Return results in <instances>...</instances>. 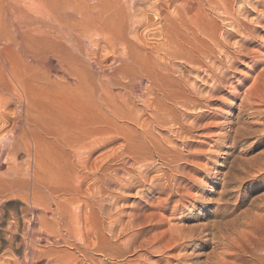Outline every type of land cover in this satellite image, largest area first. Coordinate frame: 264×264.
I'll list each match as a JSON object with an SVG mask.
<instances>
[{"label":"rangeland","instance_id":"1","mask_svg":"<svg viewBox=\"0 0 264 264\" xmlns=\"http://www.w3.org/2000/svg\"><path fill=\"white\" fill-rule=\"evenodd\" d=\"M49 1L51 4L62 0ZM120 1L124 3L126 0ZM208 2L209 0H127L124 3L126 7H123L130 15L127 22L128 37H131L133 44L136 43L133 47L141 46L143 49L140 54L143 56L147 50L151 53L148 54L151 59L148 55L144 56V59L148 58L144 62L145 73L148 69H153L154 63L157 64L153 71L159 72L161 68L160 65L157 66L159 63L156 57L159 54L153 53L150 46L163 42V35H158L161 33L160 28L170 22L165 20L169 15L180 14L182 17L192 14L194 17L216 20L221 28L218 34L222 30L230 31L228 25L221 21L218 11ZM235 2L237 15L243 17L244 11L241 9L247 3L241 0ZM21 3L29 5L30 0H21ZM238 7L240 11L237 10ZM177 15L175 16L178 19L180 16ZM249 16L254 19L257 17L255 14ZM253 24L255 34H260L264 40V31ZM86 38L81 37L77 46L74 41H68L67 45L71 50L73 46V51L78 47L76 52L83 45V50L95 48L98 51L94 58H99L100 61L107 52L111 58L103 59V63L108 65L107 68L115 62L103 41L89 43ZM255 39L258 37L255 36ZM241 43V36L235 35L230 39L229 51L236 53ZM250 47L254 51L241 54L240 59L233 65L215 60L221 67L218 73H226L227 70L228 78H225L224 92H216L210 99H206L209 97L207 91L210 84L204 83L209 80L204 71L205 67L197 66L199 68L193 72L189 66L184 68L190 83L189 88L198 87L206 95V98H202L194 94L192 99L198 105L191 110L167 104L171 108L168 113L174 114L180 122L182 119L181 123L187 126L184 133H172V129L178 130L173 123L164 128L155 124H152L154 127L148 126L151 113L145 108L141 109L142 98L137 97L134 113H143L146 126L141 129V126L129 123L130 127L103 134L94 151L89 155H82L87 162V169L78 170L81 175V194L78 197L84 198L72 199L75 203L66 201L65 206L57 211L61 215H56L62 217L64 227L61 225L63 231L60 235L67 241H59V245L53 246L61 250L57 249L59 253L55 252L58 261H48L46 254L33 264H58L64 261L69 264L78 260L81 261L80 264H264V48L256 44ZM153 58L154 62L150 64ZM115 64L119 66L118 62ZM51 71L53 69L50 68ZM53 72L57 74L56 71ZM143 82L144 91L151 88L146 78ZM119 90L114 88V91ZM247 92L248 98L244 100ZM236 114L239 115L237 118ZM190 127L192 128L188 129ZM123 132L128 137V142L125 141ZM152 137L160 139L162 145L158 146L156 139L151 142ZM155 146L164 154L158 155ZM167 149H170L172 156L182 155L184 159L179 160L183 158L180 156L175 160L177 158L169 156ZM41 150V168H37L42 179L64 185L67 177L63 168L64 162L58 161L60 166H57L56 155L54 156L56 150L53 147L43 146ZM138 158L143 163L136 161ZM15 160L23 168L28 162V156L22 151ZM2 165L0 162V175L7 171L9 163ZM91 170L95 171V176ZM113 177L116 178L115 182L111 179ZM11 192L0 196V244L3 245L0 258L11 255L10 257L21 263L23 251L22 248L15 247V243L21 241L22 237L17 235L11 240L6 227L9 224L23 226L27 224L26 220L34 217L31 215V206L28 207L24 201L23 189ZM52 209L56 212L55 205H52ZM23 213L27 217L25 222L21 217ZM39 244L42 247L48 246L46 241Z\"/></svg>","mask_w":264,"mask_h":264},{"label":"bare ground","instance_id":"2","mask_svg":"<svg viewBox=\"0 0 264 264\" xmlns=\"http://www.w3.org/2000/svg\"><path fill=\"white\" fill-rule=\"evenodd\" d=\"M235 1L209 0L208 2L214 10L218 11L221 21L228 25L230 30H222L223 32L219 34L221 28L216 20L194 17L192 14L182 17L180 14V17L175 14L179 17L178 19L175 15H166L165 20L170 22L160 28L161 33L159 32L158 35H163V42L157 46H150L153 53L159 54L156 57L159 63L157 66L160 65L161 68L159 72L156 70L157 67L155 68L157 72L153 71L157 64L154 63L153 69L145 68L148 69L145 73L144 62L148 58L144 59V56L149 54V50L144 52V56L142 53L141 55L143 48L136 45L133 47L136 43L133 41V44L131 37L130 39L128 37L127 22L130 15L124 4L127 0L123 1L124 3L120 0H62L51 4L49 0H30L29 5H23L21 0H0V162L2 166L9 163L7 171L3 174L1 172L2 175H0V196L8 195L16 189H23L24 201L28 207L31 206L32 213L29 210L34 217L26 220L27 224L23 226L7 225L6 230L10 233L11 240L17 235L22 237L21 241L15 243V247L22 248L23 260L20 263L18 259L9 255L7 256L9 258H0V264H33L46 254L49 257L48 261H58L55 252L61 250L53 246L59 241H64V235L62 239L60 235L63 231L61 230L62 217L56 215H61L57 211L65 206L66 201L71 202L75 200L74 198H84L78 197L81 194V182L79 181L81 175L78 170L86 168L87 163L82 155H89L94 151L99 145L101 135L130 127L129 123L144 129L143 113L141 115L134 113L137 97L142 98L143 107L141 109L145 108L151 113L148 126L155 124L164 128L173 123L178 130L172 129V133L178 135L181 131L186 132L187 126L181 123L182 119L180 122V119L173 116L174 114L168 113L171 108L167 104L191 110L198 105V102L192 99L194 94L202 98L206 95L205 91H200L198 87L197 89L189 88L190 83L183 71L184 68L189 66L193 72L199 67H205L204 71L208 74L209 80L204 83L210 84V89L207 91L209 97L205 98L210 99L216 92H224L227 77V70L226 73H218L221 67L216 64L215 60L222 64L226 61L233 65L240 59L241 54L254 51L250 47L252 44L264 48L262 36L255 34L252 29L255 23L264 31V0H241L247 3L241 9L244 11L243 14L241 13L243 17L237 15L234 8ZM237 10L240 11L239 7ZM246 13L255 14L257 17L250 18ZM235 35L241 36L242 43L236 53H231L228 47L230 39ZM255 36L258 39H255ZM81 37H87L89 43L97 44V40L103 41L109 53H112L110 56H113V60L118 62L119 66L115 62H110L116 68L110 64L108 69V65L106 66L103 62L110 58L109 54L105 52L104 60L99 54L101 61L99 58L95 59L94 54H97L98 50L95 51V48L88 50L89 44L86 45L88 46L86 50L82 48L84 45L79 46L77 52L78 47H74L75 51H73L71 45V50L67 42L74 41L76 44L74 45L77 46ZM154 58L150 64L154 62ZM50 68L57 74L51 71L54 73L52 75ZM144 78L151 87L145 91ZM114 88L120 90L114 91ZM247 95L248 92L244 95L246 96L244 100L248 98ZM175 112L178 113L176 110ZM235 116L237 118L239 115ZM124 138L128 142V137L124 135ZM152 139L156 138L152 137L151 142ZM156 142L158 146L161 144L160 139H156ZM43 146H51L56 150L54 156L56 155L55 160L57 159L58 167L60 166L58 161L64 162L63 168L67 174L64 185L62 183L57 185L42 179L37 167L41 168V148ZM22 151L28 156V162H25L26 166L23 168L15 160V157ZM155 151L158 155L164 154L159 148ZM167 152L170 153V149H167ZM147 153L150 154V152ZM169 156H172L171 153ZM180 156L183 158H179ZM180 156L172 157H178L179 160L184 159V156ZM139 158L136 161L139 160L141 163V158ZM95 171L91 170L94 176ZM174 171L177 170L174 169ZM111 179L116 181L115 177ZM75 195L77 197H74ZM52 205L56 206V212L52 209ZM21 217L25 222L26 214L23 213ZM41 241H46L48 246H40ZM2 246L0 244V249ZM78 262L68 263H81V261ZM58 264H67V262H58Z\"/></svg>","mask_w":264,"mask_h":264}]
</instances>
